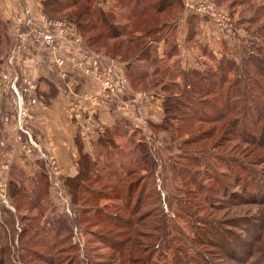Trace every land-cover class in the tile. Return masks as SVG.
I'll list each match as a JSON object with an SVG mask.
<instances>
[{"label": "rangeland", "instance_id": "obj_1", "mask_svg": "<svg viewBox=\"0 0 264 264\" xmlns=\"http://www.w3.org/2000/svg\"><path fill=\"white\" fill-rule=\"evenodd\" d=\"M229 1L234 3L231 15L227 6ZM143 2L151 1L143 0ZM106 3L107 5L111 4L109 1ZM217 7L229 15L232 25L237 31L236 36L225 39L222 35L224 39H221L223 40L219 38L218 41L212 42L213 44L218 42V46L216 45V55L218 56H212L210 52L202 48H199L197 52L194 48L189 56L194 57L197 64L199 63L196 70H184L180 64L172 68L170 62L164 72L172 74L171 78L176 79L179 83H182L177 78L179 70L197 71L200 76L205 74L213 76V82L209 81L206 84L212 88L215 95L207 98L217 105V115L228 112L225 119L219 120L217 123H210V120L205 123L202 120L203 116H217L209 108L211 105L201 104L202 101H200L189 106V104H183L188 101L182 97L180 105L176 106L175 110L172 107L167 114L162 111L160 124L164 121V124L168 125L166 130L161 129L162 126L153 127L148 123V140L141 130L136 131L125 123L120 126L117 124L119 127L115 128L116 130H111L114 132L106 131L104 128L101 136L111 139L110 142L113 146L107 154L108 161L110 163L113 161L114 165L121 163V170L123 166L124 170L128 168V171L137 169V166L139 169L135 174L125 178L123 184H120L108 170H105L104 174L107 177L100 176L98 183H87L89 187L101 189L105 193L104 198L102 196V199L91 201V206H101L107 212L112 211L119 214L120 212L114 207H121L124 202L121 200V204L116 199L115 190L121 189L120 191L124 193L126 186L133 179L143 178L144 181H148L147 191L143 197L145 199V196H148V199L144 200L140 213L149 211L152 215L147 219L150 229H141L139 226L135 228L146 232L147 235H152V238L142 239L144 246L141 247L139 255L143 260L146 258L145 255H150L148 264H156L157 261L158 264H170L173 259H177L178 251H181L182 256L186 255L190 258L185 261L187 264H195L197 257L199 258L198 264H264V141L260 136L263 135L260 134V130L264 124V94L263 92L258 93L253 82L254 80L261 81L259 63L246 64L245 61L248 56H253L252 60L256 62L257 56L261 55L259 54L260 47H264V31H261V27L264 26V0H222L220 4H217ZM132 8L133 4L125 11L130 12ZM65 15L66 12L59 14L56 18L65 20ZM252 21L255 22L252 23ZM113 42L105 40L107 46ZM191 43L189 49L194 46L193 42ZM220 46L224 47L226 51L219 53ZM200 50L203 51L202 55H200ZM251 52H253L252 55ZM103 54L107 55V53ZM259 59L261 60V57ZM227 61L229 62L227 63ZM230 62H234L233 68L230 67ZM220 65H223V73L219 70ZM261 66L264 67V63ZM199 75L195 76L197 82L200 81L197 78ZM221 77L225 79L223 88L211 86L213 83H218ZM190 78L194 79V83L196 82L195 78L191 76ZM236 79L240 83L238 82L235 87L232 86L231 91L226 94L230 84ZM199 83L204 87L203 82ZM262 84L264 87V83ZM166 85H170V87L166 86V90L159 92L162 101L166 96L174 93L172 84L167 83ZM182 85L183 83L179 86ZM157 89L160 88L157 87ZM155 90L156 88L146 91ZM204 91L205 89L200 90L197 87L194 92L198 93V96L188 93V97L199 99L204 96ZM227 95L230 96L228 100H226ZM184 113L186 116L182 119ZM171 118H173L172 121L169 120ZM230 121H238L232 129ZM119 134L121 136L118 137ZM128 137L131 139L129 144L126 143ZM184 141L187 142L184 143ZM140 142H144L149 150L151 159L148 162L152 161L153 165L150 174L145 173L149 167L141 160L140 152L135 148ZM179 145L182 148L177 150ZM125 146L127 147L124 148ZM96 153L98 154V152ZM180 153L197 157V160L194 159L196 162L181 163ZM102 156L103 154L96 155V159L101 165V161L104 159ZM230 157L239 160L233 162L232 168L227 169L225 160ZM130 161L138 162V165H130ZM172 161L176 164V172L169 167L172 165ZM244 161L251 162L256 171H261L260 173L253 172V176H257L256 180L251 178L255 182L253 185H250L246 179L252 171H244ZM37 162H33L34 165H31L37 169L39 164L38 168L41 170L42 165L39 161ZM114 165L112 169L116 168ZM186 169L188 172L185 174L184 170L186 171ZM91 175L93 178L98 177L92 170ZM244 175H247L246 178L242 177ZM191 176L197 177L194 182L198 185L201 184L200 189L197 187L198 185H191L187 181ZM14 178H18V175L17 177L15 175ZM243 184L249 185L248 190H242ZM31 185L26 184V189H31ZM47 185L48 188H51L48 180ZM135 192L136 188L133 190L134 196ZM106 193L113 195L114 198L107 196ZM67 194L63 193L62 188V196L69 204L68 223L72 227V230L68 229L67 232L72 235L67 236L65 242H58L59 239L56 238V249H67L71 246L76 248L77 251L64 250L65 254H62L67 255L66 259L69 257L68 260L72 256L76 257V264H87V261L94 264L98 262L118 264L113 262V257L117 256L114 251L107 245L98 243L96 238L87 233L86 228L93 231H104L110 235L111 231L119 233V230L111 228L110 223L106 227H101L100 216L96 219H88L82 215L77 216L76 210L79 208L76 204L74 207L70 203L71 197ZM84 194L82 192L81 197ZM51 196L54 197L49 198L51 204L45 200L36 209L19 207L21 195L12 202L7 199L13 208L12 212L3 210L5 206L0 203V257L6 261V264H23L21 258H24V261L29 260V264H42L41 261L27 258L25 250L32 246L38 248V251L44 255H49L48 249L30 239L32 232L28 231L21 237L19 235L23 227L30 225L29 217L34 218L39 213L42 216L44 214V217L53 216L52 203L55 204V201L59 204L61 201L64 202L57 195L51 194ZM55 197L61 201L58 202ZM78 205L82 206V202L80 201ZM75 214L76 223H74ZM122 214L128 216L126 212ZM24 216H26V220L22 221ZM28 228H32V226ZM72 236L73 238L70 239ZM155 238H157L156 241L152 240ZM153 246L155 247L152 249ZM124 256L126 255L124 254ZM121 264L128 263L123 261ZM135 264L141 263L136 262Z\"/></svg>", "mask_w": 264, "mask_h": 264}, {"label": "trees", "instance_id": "obj_2", "mask_svg": "<svg viewBox=\"0 0 264 264\" xmlns=\"http://www.w3.org/2000/svg\"><path fill=\"white\" fill-rule=\"evenodd\" d=\"M151 2L144 3L143 0H111V4L105 10L99 5L98 0H42L43 6V13L51 18H56L59 14L66 12L65 21L75 25L76 30L79 36L82 38L85 43L100 52L107 53V56L110 58L118 61L119 63H123L126 67V78L129 83V86L134 91H146L150 89L157 90V87L160 90H166V86L170 87V85H166L167 83L172 84V88L174 93L171 95L166 96L162 101V109L164 114H167L170 108L176 109V106L180 105L181 98L185 97L188 102H183V104L195 105L197 102L202 101L201 104H210L209 108L211 111L217 115V105L213 103L209 98L211 95H215L212 88L206 83L209 81L213 82L212 77L207 74L199 75L197 71H183L179 70L178 77L180 81L183 83H179L176 79L171 78L172 74L169 72H164L167 64L169 65L171 62L170 67H174L179 64L178 59H175V55L177 54L176 44L172 40H167L168 45L167 49L164 51L163 56L159 58L157 56V46L156 44L162 38L163 33L165 30L171 31L173 22L176 21L177 17V9L180 10V0H149ZM222 0H215L216 4H220ZM133 4V8L130 12H126L125 10L128 9L129 6ZM228 9L230 10V15L233 13V6L234 3L229 1ZM166 16L163 17L162 12L167 10ZM174 9V10H173ZM119 10V11H116ZM180 12V11H179ZM178 12V14H179ZM55 16V17H54ZM199 16V15H198ZM193 16L191 19H188V30L186 33L187 40H192L196 34V23L197 17ZM57 19V18H56ZM251 20V19H250ZM253 20V19H252ZM113 21V22H112ZM255 21H252L254 23ZM98 29V30H97ZM261 31H264V26L261 27ZM97 30V31H95ZM105 40H112L114 41L111 45L105 43ZM253 52L250 54L252 55ZM259 57L257 56L258 60L255 62L252 60L253 56H248L246 58V64H250L253 62L254 64L259 63L260 65V80H254V84L256 85V89L259 92H263L264 94V47H260ZM261 57V60L259 59ZM173 60V61H171ZM229 61H227L228 63ZM230 67L233 68L235 66L234 62L229 63ZM228 67V64H227ZM220 71L223 73V65L219 67ZM236 68H238L236 66ZM259 74V73H258ZM196 75H199L197 78L200 80L199 82H203L205 85L202 87L199 82L196 81ZM195 78L194 79L190 78ZM166 83H165V82ZM223 81L225 79L222 77L219 79L218 83H213L211 86H217L218 88H223ZM239 81L236 79L234 80L229 88L227 89L226 94H228L232 86H236ZM240 83V82H239ZM204 91V96L196 99L188 97V93H192L193 95L198 96V93L194 92L196 88ZM206 98V99H204ZM226 100L230 98L229 95L226 96ZM208 100V101H206ZM207 106V105H206ZM204 108V107H203ZM228 111V110H227ZM202 113V112H201ZM226 113L219 114L216 117L210 116L206 117L203 116V121L210 123H217L219 120H224L226 117ZM186 113L183 114L182 119H184ZM165 117V116H164ZM163 117V119H164ZM181 118V117H180ZM173 118L169 119L172 121ZM197 119H200L197 117ZM168 121V120H167ZM238 121H230V128L232 129L235 127V123ZM161 127V129L166 130L168 125L164 124V121L160 125H155L153 127ZM117 128V127H115ZM115 128L111 130H116ZM106 129V131H111ZM137 131V130H136ZM114 132V131H111ZM260 135L262 141H264V124L261 127ZM121 136L120 134L118 137ZM111 139H105L104 137L100 136L98 142L95 144L93 149V157H90L86 154H81L79 158V172L72 178H65L62 179L60 177V181L62 186L65 185L67 189V195L71 197L70 203L75 206H78V210H76L77 216H85L88 219H96L100 216L102 220L101 227H106L107 224L110 223V227L116 230H119V233H115L111 231V235L105 233L104 231H93L90 228H86V231L89 235L96 238V241L100 244L107 245L112 249L115 253L116 258L113 257V262L121 264L124 262L128 264H135L139 262L141 264H148V260L151 258L150 255H145V259L143 260L140 258L141 247H143L144 242L142 241L143 238H152V235H147L146 232H142L141 230H136V227H140L141 229H150V225L147 221L150 216H152L149 211L140 213V209L144 204V200L148 199V196L144 197L145 192L147 191L148 181H144V179L136 180L133 179L128 183L126 186V191L123 193L120 190L116 189L115 193L117 195L116 199H118L121 204L122 201L124 205L121 207H114L119 214L116 212L109 211L107 212L101 206H91V201H96L104 198L105 193L101 189L91 188L87 185L89 182L98 183L100 180V176L105 174V170L111 172L114 175L120 184L125 183L124 179L130 177L132 174H135L139 169H131L128 171V168L124 170V166L121 170V163L115 164L116 168H113V161L110 163L108 161L109 150L113 148L111 144ZM187 141H184V143ZM126 143H131V139L128 137ZM183 143V145H184ZM217 144V143H214ZM263 144V143H262ZM127 145V144H126ZM125 146L124 148H126ZM216 147V145H214ZM137 151L140 152L141 160L148 165V169L145 170V173L150 174L152 164L148 162L150 155L148 153V149L144 142H140L135 147ZM182 148L180 145L177 147V150ZM217 148V147H216ZM214 149V148H212ZM99 156L103 154L104 157L103 161H101L102 165L96 159V155ZM142 152V153H141ZM96 154V155H95ZM183 156V157H181ZM95 157V158H94ZM222 157V156H221ZM180 162L186 163L197 160V157H190L187 153H180ZM223 158V157H222ZM218 158V159H222ZM225 159V158H224ZM239 159L230 157L227 158L225 167L227 169L232 168L233 162H237ZM196 162V161H194ZM243 163L244 171L249 170L252 171L249 177L246 178L247 175L242 177L246 178L249 181L250 185H253L255 182L251 180L253 178L256 180L257 176H253V172H258L255 170L251 162L244 161ZM138 163V162H137ZM135 162L130 161V165L137 164ZM150 163V164H149ZM193 163V162H192ZM114 165V167H115ZM138 165V164H137ZM232 165V166H231ZM174 172H176V164L172 161V165L169 166ZM92 172H95L96 177H92ZM184 170L186 174L188 171ZM178 171V170H177ZM180 171V169H179ZM190 171V170H189ZM235 173V170H233ZM261 172V171H260ZM258 172V173H260ZM180 173V172H179ZM247 174V172H244ZM240 176V175H239ZM107 177L104 175L103 178ZM191 176L188 178V182L191 185H198V183L194 182L197 180V177ZM46 174L43 169L38 172L29 182L31 185V189H26L24 186V182L21 181L19 186L20 191H16L15 198L21 195L20 206H25V208H33L36 209L40 206L45 200L48 201L49 204L50 200L47 195L48 185L46 180ZM199 184L197 187L200 189ZM248 186L246 184L242 185V190H248ZM139 187V188H138ZM136 188V195H133V190ZM138 188V189H137ZM18 189V188H16ZM30 190V191H29ZM14 191V190H13ZM84 192L87 195H83L81 197V193ZM13 193V192H12ZM104 194V195H103ZM107 196L113 197V195L106 193ZM114 198V197H113ZM122 200V201H121ZM82 202V206L78 205V203ZM78 202V203H77ZM132 205V207H131ZM112 212V213H111ZM126 212L128 216H124ZM53 216H46L44 217L39 213L37 216L29 217L27 227H23L20 232V237L24 236L28 231L32 232L31 240H34L36 243L41 244L43 247L49 250V255H44L42 252L38 251V248L29 247L25 250L27 258L34 260V261H41L42 264H61L64 262L65 264H76L77 260L76 257L72 256L70 260L69 257L66 259L67 255L65 254L64 250L73 251L76 250L74 247H69L67 249L61 248L56 249L57 239L58 242H65L66 238L70 236V232L68 233V229L72 230V227L68 223V216L67 215H56L54 211H52ZM76 214L74 223H76ZM24 216L23 220H26ZM42 219V221H41ZM72 220V219H70ZM76 221V222H75ZM36 223V224H32ZM32 226V228H28ZM164 227V226H163ZM31 229V230H28ZM153 229V228H152ZM117 234V235H116ZM72 235V234H71ZM68 236V237H67ZM114 236V237H113ZM33 238V239H32ZM70 237V239H72ZM157 240V238L152 239ZM150 240V241H152ZM149 241V242H150ZM157 243V242H156ZM41 247V246H37ZM155 246L152 247V249ZM158 247V246H156ZM67 252V251H66ZM144 252V251H143ZM135 253H137L135 255ZM124 254L126 256H124ZM75 255V254H74ZM168 255V254H167ZM55 256V257H54ZM139 256V257H138ZM128 257V259H127ZM150 257V258H149ZM178 259V260H177ZM177 259H173L170 264H187L185 263L186 260H190L186 255L182 256L181 251L177 253ZM198 257L195 260V264H198ZM23 264H29V260L24 261V258H21ZM161 263V262H160ZM0 264H6V261L0 257ZM87 264H94L87 261ZM96 264H106V263H96ZM158 264V261L157 263ZM162 264V263H161Z\"/></svg>", "mask_w": 264, "mask_h": 264}, {"label": "built area", "instance_id": "obj_3", "mask_svg": "<svg viewBox=\"0 0 264 264\" xmlns=\"http://www.w3.org/2000/svg\"><path fill=\"white\" fill-rule=\"evenodd\" d=\"M189 9L211 20L226 38L236 36L237 31L229 15L220 11L215 0L194 2L189 5ZM8 31L12 44L5 61L6 68L0 75V119L2 123H11L16 130L10 151L13 155L39 161L51 189L65 202L59 162L51 152L43 149L33 132L34 109L40 102V78L24 74L25 62L33 59L31 51L48 52L61 81L75 83L82 79L95 85L69 105L71 119L83 139L90 133L103 134L104 126L97 115L98 107L103 106H112L119 112L129 108L134 113L135 110L139 111L140 124L148 137V124L140 113L141 98L146 97V93L133 91L126 76L115 69L114 60L89 47L79 36L75 25L68 21L48 17L43 12H35L27 5H22ZM2 146L3 141L0 139ZM3 198L0 188V199ZM3 203L12 209L5 201Z\"/></svg>", "mask_w": 264, "mask_h": 264}, {"label": "crops", "instance_id": "obj_4", "mask_svg": "<svg viewBox=\"0 0 264 264\" xmlns=\"http://www.w3.org/2000/svg\"><path fill=\"white\" fill-rule=\"evenodd\" d=\"M106 1L111 2V0H98L99 5L104 10L110 5L109 3L107 5ZM198 1L200 0H180V10L177 9V19L173 22L172 30H165L162 32L163 36L156 44L157 56L161 58L164 51L167 49V40H172L177 48V54L174 58L178 59L180 66L182 65L181 67L184 70H196L199 66L196 59L189 56V54H192L194 48L197 52L199 48H202L210 52L212 56H218L216 55V45L218 46V42H215V45L212 42L218 41L219 38L220 40L224 39L222 37L223 34L218 32L215 24L211 20L198 16L189 9L190 4ZM22 5H27L35 12L43 11L42 0H0V75L6 68L5 61L12 44L8 28L19 13V9ZM168 10L169 8L163 11L161 15H163V17L166 16ZM193 16L197 17H195L197 19L196 34L191 38L192 40L189 41L186 38L188 19H191ZM191 42H193L194 46L189 49V46L192 44ZM206 42L208 43L206 44ZM221 51L225 52L226 49L221 47L219 53ZM31 52L33 59L25 62L24 74H30L40 78V102L34 109L33 132L37 136L43 149L51 152L57 158L62 181V179L72 178L78 174L79 158L81 154L93 157L94 146L102 135L90 133L87 138H81L69 113V105L71 102L83 92L91 91L95 85L88 80L82 79L75 83L61 81L56 75L55 67L52 64V58L48 52L42 51L35 53L33 50ZM202 52L203 51L200 50V55H202ZM114 67L126 76V67L123 63L114 60ZM1 86L2 81L0 80V89ZM137 92L146 93V97H142L140 102L142 119L152 126L159 125L163 111L162 100L160 98L161 93L159 95V92H161L160 89ZM1 112L2 101L0 97V114ZM97 115L105 130H111L125 123V125L129 127H133L135 130H141L145 133L143 126L140 124L139 111L137 110H135L134 113L133 109L129 108L125 112H119L113 109L112 106H103L98 107ZM117 124H119V126H117ZM148 127L147 125V128ZM15 136L16 130L12 124L2 123L0 119V139L3 141V146L0 147V188L4 194V200L1 199L0 203L2 204L3 201H5L9 206L8 200L10 202L15 200L14 193H16L17 190L20 191L19 186L21 181L24 182L25 186L33 180L38 172H40L38 168L39 164L36 167L37 169L32 167V165H34L32 163H38L37 161H33L25 156L13 155L10 151V145L14 142ZM144 136L148 140V137L146 135ZM15 175L16 177L18 175V178H14ZM61 187L63 188V193L67 194L66 186L63 185ZM51 194L55 195L54 191L48 188V198H54ZM55 199L58 202L61 201L56 197ZM55 204L52 203L54 214L58 216H69V204L66 200L65 202L61 201L60 204L55 201ZM58 204L59 206H57ZM3 210L12 212L13 208L9 209L3 207Z\"/></svg>", "mask_w": 264, "mask_h": 264}]
</instances>
